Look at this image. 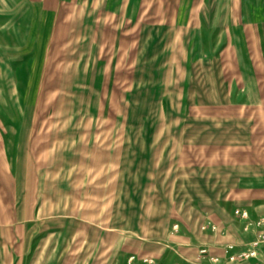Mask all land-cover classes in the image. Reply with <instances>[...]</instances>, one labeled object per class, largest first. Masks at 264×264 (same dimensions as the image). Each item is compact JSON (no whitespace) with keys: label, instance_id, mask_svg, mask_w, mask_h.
Returning <instances> with one entry per match:
<instances>
[{"label":"rangeland","instance_id":"1","mask_svg":"<svg viewBox=\"0 0 264 264\" xmlns=\"http://www.w3.org/2000/svg\"><path fill=\"white\" fill-rule=\"evenodd\" d=\"M0 118L41 157L0 165L10 263L256 264L226 246L263 244L264 0H0Z\"/></svg>","mask_w":264,"mask_h":264},{"label":"crops","instance_id":"2","mask_svg":"<svg viewBox=\"0 0 264 264\" xmlns=\"http://www.w3.org/2000/svg\"><path fill=\"white\" fill-rule=\"evenodd\" d=\"M33 123L28 124L24 120H21L17 122V124H14L13 122L10 124L8 118H0L1 166L7 167V162L10 156L20 160V162L22 161L21 163L23 166L25 165L26 158L29 160V164L31 163V160H33L34 165L40 160L41 157L33 158L29 153H33L32 149L37 148L36 145L33 146V148L28 147L29 141L27 138L31 136L29 132H33L32 127L35 126ZM37 133H40V131ZM1 174L5 175V171L2 170ZM0 190V264H13L14 259H12L11 263L8 260L10 254L13 257L14 255H22L24 257L25 254L24 239L28 237L26 234L30 231L29 221L32 219V203L27 196L21 201L20 199L10 198L9 195L5 193L6 186L3 176L1 177ZM240 192L241 197L250 195L248 189H241ZM12 240H15L16 242H14L15 244L10 250L11 242H13ZM3 256L5 257L4 259ZM23 257L18 264H22ZM251 260L256 264H264V244L259 246L257 256Z\"/></svg>","mask_w":264,"mask_h":264},{"label":"built area","instance_id":"3","mask_svg":"<svg viewBox=\"0 0 264 264\" xmlns=\"http://www.w3.org/2000/svg\"><path fill=\"white\" fill-rule=\"evenodd\" d=\"M236 213L239 212V209H236L235 211ZM240 214L241 216L247 218L248 217V214H247V211L246 210H241L240 211ZM250 225V223H247L245 228H247L248 226ZM215 228L214 224L210 223V222H206L203 226H202V229H211L213 230ZM264 234V233H263ZM262 243L264 244V235H263V240H262ZM258 248H259V243L258 241H252L250 243V245L245 248L244 251H242L241 253L239 254H236V253H233L232 252V249H233V244H228L226 246V252L228 253V258L230 260H243V259H248V258H253V257H256L257 256V253H258ZM206 249L205 248H202L200 250V252H205ZM148 260V259H146ZM214 260H217V258H215ZM237 264H241L240 262H238Z\"/></svg>","mask_w":264,"mask_h":264}]
</instances>
